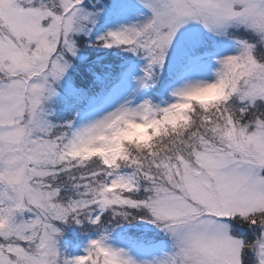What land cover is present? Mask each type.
Returning a JSON list of instances; mask_svg holds the SVG:
<instances>
[{"label": "snow or ice", "instance_id": "1", "mask_svg": "<svg viewBox=\"0 0 264 264\" xmlns=\"http://www.w3.org/2000/svg\"><path fill=\"white\" fill-rule=\"evenodd\" d=\"M0 264H264V0H0Z\"/></svg>", "mask_w": 264, "mask_h": 264}, {"label": "rangeland", "instance_id": "2", "mask_svg": "<svg viewBox=\"0 0 264 264\" xmlns=\"http://www.w3.org/2000/svg\"><path fill=\"white\" fill-rule=\"evenodd\" d=\"M85 40H87V37H84ZM82 52L86 56H91L92 58H95V56L100 55L105 57L106 62H112L113 65H118L122 60H127L129 58L136 59L133 54L123 52L120 49L112 48V49H94L92 45L86 44L84 48L82 49ZM139 64H142L139 63ZM62 108V105H61ZM59 115V112H57L56 115L53 116V119H56ZM143 222L137 221L135 224L139 225ZM149 228H152L153 226H148ZM130 230L135 231L136 229L134 227L130 228ZM149 236L153 235V232L148 233ZM84 237V231H82V228L80 225H76L75 223H71L68 225L63 226L61 235L59 237V245L60 247L69 255H77V254H83L84 248L87 246V242L83 245H81L79 248H75V244L79 243L81 239ZM158 237H163V234H159ZM74 252L75 254H72Z\"/></svg>", "mask_w": 264, "mask_h": 264}, {"label": "clouds", "instance_id": "3", "mask_svg": "<svg viewBox=\"0 0 264 264\" xmlns=\"http://www.w3.org/2000/svg\"><path fill=\"white\" fill-rule=\"evenodd\" d=\"M125 135L139 139L145 137V129L141 126H131Z\"/></svg>", "mask_w": 264, "mask_h": 264}, {"label": "trees", "instance_id": "4", "mask_svg": "<svg viewBox=\"0 0 264 264\" xmlns=\"http://www.w3.org/2000/svg\"><path fill=\"white\" fill-rule=\"evenodd\" d=\"M133 59H134V58H133ZM111 63H112V62H111ZM87 234H88V233H87ZM87 234L84 233V237H83V239H81L79 243H76V244H75L74 247H75L76 249L78 248V246L83 245V244L86 243V235H87ZM157 238H163V237H157ZM72 253H73V252H72Z\"/></svg>", "mask_w": 264, "mask_h": 264}]
</instances>
